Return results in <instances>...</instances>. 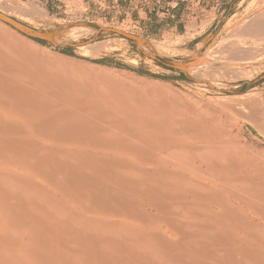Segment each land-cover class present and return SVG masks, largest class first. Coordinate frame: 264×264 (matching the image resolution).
<instances>
[{"label":"bare ground","instance_id":"bare-ground-1","mask_svg":"<svg viewBox=\"0 0 264 264\" xmlns=\"http://www.w3.org/2000/svg\"><path fill=\"white\" fill-rule=\"evenodd\" d=\"M73 66L0 24V264H264V161Z\"/></svg>","mask_w":264,"mask_h":264},{"label":"rangeland","instance_id":"rangeland-1","mask_svg":"<svg viewBox=\"0 0 264 264\" xmlns=\"http://www.w3.org/2000/svg\"><path fill=\"white\" fill-rule=\"evenodd\" d=\"M113 1L3 0L0 13L50 38L43 43L2 20L0 24L43 56L73 64V74L111 80L182 109L211 110L245 155L264 161V31L256 36L246 31L264 18V0H160V8L157 0H133L129 16H116ZM117 5L128 7V0ZM24 6L37 7L36 14H23ZM179 9L187 29L165 30L163 25Z\"/></svg>","mask_w":264,"mask_h":264},{"label":"crops","instance_id":"crops-1","mask_svg":"<svg viewBox=\"0 0 264 264\" xmlns=\"http://www.w3.org/2000/svg\"><path fill=\"white\" fill-rule=\"evenodd\" d=\"M121 1L122 0H114L112 2L113 9H116V12H115L116 16L121 15L122 12L124 14H126L127 16L134 14V8L132 7L133 6V0H128V7H125V8H121L119 5H117V2H121ZM125 1H127V0H125ZM157 3H159L158 7L160 8V0H157ZM143 10H144V8H141V10H139L138 12L141 13V12H143ZM178 12H180V9L178 11H173V15H171L169 17V19L165 22L166 24L163 25L165 30H169L173 33H178L179 32L178 30L187 29L188 26L183 23L184 21L179 20ZM189 18H190V16L187 17L188 20H189Z\"/></svg>","mask_w":264,"mask_h":264},{"label":"water","instance_id":"water-1","mask_svg":"<svg viewBox=\"0 0 264 264\" xmlns=\"http://www.w3.org/2000/svg\"><path fill=\"white\" fill-rule=\"evenodd\" d=\"M0 20H2L6 24H8L9 26H11L12 28L16 29L17 31H19L20 33L24 34L25 36H27L29 38H32L35 40H40V41H49L50 40V38L45 36V35L30 32L27 28H25L23 25H21L17 21H15V20H13V19H11V18H9V17H7L1 13H0ZM107 31L110 33L117 34V35H119L123 38H126L128 40H131V41H138V39L135 36L129 35L127 33H124V32H121V31H118L115 29H108Z\"/></svg>","mask_w":264,"mask_h":264},{"label":"trees","instance_id":"trees-1","mask_svg":"<svg viewBox=\"0 0 264 264\" xmlns=\"http://www.w3.org/2000/svg\"><path fill=\"white\" fill-rule=\"evenodd\" d=\"M39 42H42V41H40V40H38ZM43 43V42H42Z\"/></svg>","mask_w":264,"mask_h":264}]
</instances>
